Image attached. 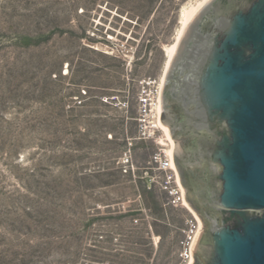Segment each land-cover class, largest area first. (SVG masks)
<instances>
[{
	"label": "rangeland",
	"instance_id": "rangeland-1",
	"mask_svg": "<svg viewBox=\"0 0 264 264\" xmlns=\"http://www.w3.org/2000/svg\"><path fill=\"white\" fill-rule=\"evenodd\" d=\"M204 1L0 0V264L180 263L192 213L152 182L162 145L136 141L135 169L119 163L138 81L165 75Z\"/></svg>",
	"mask_w": 264,
	"mask_h": 264
},
{
	"label": "water",
	"instance_id": "water-1",
	"mask_svg": "<svg viewBox=\"0 0 264 264\" xmlns=\"http://www.w3.org/2000/svg\"><path fill=\"white\" fill-rule=\"evenodd\" d=\"M216 1L188 27L161 102L172 77L180 134L191 142L176 164L202 181L192 194L204 220L195 258L264 264V0ZM160 124L169 127L163 110Z\"/></svg>",
	"mask_w": 264,
	"mask_h": 264
},
{
	"label": "built area",
	"instance_id": "built-area-1",
	"mask_svg": "<svg viewBox=\"0 0 264 264\" xmlns=\"http://www.w3.org/2000/svg\"><path fill=\"white\" fill-rule=\"evenodd\" d=\"M164 77H144L138 81L137 86V135L129 139V149L125 153L120 165L125 173L134 170L132 160V148L136 141H155L162 145L152 156L151 163L155 171L159 174L152 177V182L159 185L160 189L168 196V204L173 207H186L187 194L182 185L181 176L176 164L175 154L171 149L162 144V133H165L160 124L162 113L161 92L164 86ZM86 90L82 91V96L74 98L76 106H82L88 98ZM116 96L105 97V102H113ZM127 102H122V107H127ZM190 210V209H189ZM191 211V210H190ZM192 216L186 221V227L183 229V238L180 241V263L193 264L195 261L194 249L198 238L203 230V222L199 216L191 211Z\"/></svg>",
	"mask_w": 264,
	"mask_h": 264
},
{
	"label": "flooded vegetation",
	"instance_id": "flooded-vegetation-1",
	"mask_svg": "<svg viewBox=\"0 0 264 264\" xmlns=\"http://www.w3.org/2000/svg\"><path fill=\"white\" fill-rule=\"evenodd\" d=\"M231 1L232 0H217L215 2V4L217 6L221 3L226 7L227 4ZM205 26H207V25H205ZM175 84H176V82L172 77L166 84L165 100L162 104L163 116H164V119L169 123V129L171 132V136H172V139L174 140V142L176 143L177 148L188 149L190 147V144H191L190 139L187 138L186 136L180 134L181 131L178 127V124H179L180 119H181L182 110L178 104L176 97L174 96V93H173V89H174ZM171 144H172V142H171ZM177 165H178V168L180 171L182 185L186 190L187 197L189 194L190 199H191V203L188 202L190 204V206H192L191 210L193 212L194 211L196 212V214L199 216V218L202 220V222L204 224V220L200 214L201 209L198 206L197 202L195 200H193V198H192V194L195 192L196 188L201 186L202 181L200 179L201 175H199L200 172L196 171L197 174L192 175V173L190 172V169L187 168L186 164L184 163V161L182 159H180V157L178 158V164ZM193 208H194V210H193ZM194 264H200V261L198 258H195Z\"/></svg>",
	"mask_w": 264,
	"mask_h": 264
},
{
	"label": "bare ground",
	"instance_id": "bare-ground-1",
	"mask_svg": "<svg viewBox=\"0 0 264 264\" xmlns=\"http://www.w3.org/2000/svg\"><path fill=\"white\" fill-rule=\"evenodd\" d=\"M210 0H206L202 3H200L198 6L196 7H192L191 9L189 10H185L184 11V14H183V19H184V27L180 33V36L178 38V41L176 44L172 45L169 49H168V57H169V60H168V70L171 66V63L175 57V54L179 48V45H180V42L182 41L188 27L190 26V24L193 22V20L197 17V15L203 10V8L209 3ZM167 72L165 73V75L163 76L164 79H166V75H167ZM164 128V131L166 133V136L168 138V140H171L170 142H172L171 146V152H174V154L176 153V150H177V147H176V143L174 142V140L172 139V136H171V132H170V129L169 127H166V126H163ZM187 206L188 208L191 210V206L190 204L187 202ZM192 211V210H191Z\"/></svg>",
	"mask_w": 264,
	"mask_h": 264
},
{
	"label": "crops",
	"instance_id": "crops-1",
	"mask_svg": "<svg viewBox=\"0 0 264 264\" xmlns=\"http://www.w3.org/2000/svg\"><path fill=\"white\" fill-rule=\"evenodd\" d=\"M125 107H122V110L124 109Z\"/></svg>",
	"mask_w": 264,
	"mask_h": 264
}]
</instances>
